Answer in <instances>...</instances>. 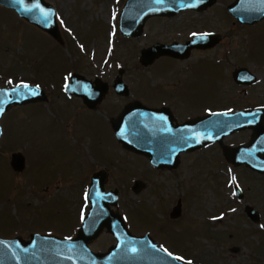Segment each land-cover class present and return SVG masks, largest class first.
Here are the masks:
<instances>
[{
	"label": "rangeland",
	"instance_id": "rangeland-1",
	"mask_svg": "<svg viewBox=\"0 0 264 264\" xmlns=\"http://www.w3.org/2000/svg\"><path fill=\"white\" fill-rule=\"evenodd\" d=\"M46 1L56 11L59 42L0 6V88L36 85L48 98L11 107L0 119V238L74 237L89 207L90 178L102 170L105 189L119 192L118 211L132 234H148L187 264H264V175L232 165L216 146L182 153L174 170H156L114 136L111 120L123 99L112 94L114 106L105 102L89 110L63 91L73 73L110 84L120 78L132 90L129 98L140 103L176 94L180 121L264 106V19L242 25L227 9L234 0H216L202 15L151 20L145 36L128 40L117 31L123 0ZM200 30L218 33L222 42L204 58L195 54L192 61L198 62L184 75L180 68L190 62L140 63L142 48ZM239 68L255 82L235 83L233 72ZM249 135H231L224 144L236 146ZM13 153L25 159L22 172L10 166ZM136 180L142 184L138 193L131 189ZM178 200L179 213L172 217ZM248 207L258 213L257 221L248 217ZM114 244L103 231L89 248L102 253Z\"/></svg>",
	"mask_w": 264,
	"mask_h": 264
},
{
	"label": "water",
	"instance_id": "water-1",
	"mask_svg": "<svg viewBox=\"0 0 264 264\" xmlns=\"http://www.w3.org/2000/svg\"><path fill=\"white\" fill-rule=\"evenodd\" d=\"M216 0H127L119 16L122 35L138 36L144 22L154 16H174L180 12L202 11ZM37 4L39 7H37ZM0 6L12 10L19 19L36 27L59 42L60 33L55 8L46 0H0ZM228 12L241 24H253L264 19V0H235ZM44 13H47L45 17ZM217 43L216 35L192 36L185 45L157 44L140 52V63L151 65L162 56L187 58L192 48H210ZM122 70L119 69V75ZM120 83V78H117ZM233 79L238 85H251L256 77L245 68L236 69ZM117 87V86H116ZM118 94H127L121 85ZM125 88V91H124ZM68 97H78L89 109L95 110L108 92L107 83L99 78L93 81L73 73L64 86ZM35 93V94H34ZM48 98L43 89L21 84L0 88V119L11 107L45 103ZM114 136L128 151L145 157L157 170H174L182 153L194 152L212 144L221 147L225 159L234 166H244L264 175V107L248 108L234 112H213L183 123L172 125V116L165 109L149 108L140 102L125 106L111 120ZM249 131V139L235 147L226 146L224 139L233 134ZM2 129L0 126V137ZM10 166L22 172L25 159L20 153L11 155ZM107 173H94L87 190L88 210L74 237L59 238L50 234L32 233L27 240L21 237L0 238V264H187L160 247L148 234H132L118 211L119 192L106 191ZM134 193L142 189L140 181L131 187ZM235 196L242 198V191L235 187ZM180 200L173 208L172 217L179 213ZM247 215L257 221L258 213L251 207ZM110 234L115 244L105 252L95 253L89 244L101 232ZM135 249V251H132Z\"/></svg>",
	"mask_w": 264,
	"mask_h": 264
},
{
	"label": "flooded vegetation",
	"instance_id": "flooded-vegetation-1",
	"mask_svg": "<svg viewBox=\"0 0 264 264\" xmlns=\"http://www.w3.org/2000/svg\"><path fill=\"white\" fill-rule=\"evenodd\" d=\"M127 0H123V3H122V6L124 7V5H125V2H126ZM216 3V2H215ZM213 6V5H212ZM211 6V7H212ZM211 7H209V8H211ZM209 8H207V9H205V11L204 10H202V11H191V10H187V11H183V12H180V13H178V14H176V15H174V16H154V17H150V18H148L145 22H144V24H143V26H142V30H141V33L138 35V36H129V37H126V36H124V35H122L121 33H120V31H119V17H118V20H117V31H118V33H120L121 35H122V37L123 38H125V39H128V40H139L140 38H142L143 36H145V29H146V26H147V23L149 22V21H151V20H154V19H167V20H172V19H175V18H177V17H179V16H182V15H185L186 13H193L194 15L195 14H197V15H202L203 13H206V11L209 9ZM121 14V13H120ZM230 16H231V14H229ZM120 16V15H119ZM233 19L237 22V23H239L234 17H233ZM241 24V23H240ZM242 25H246V24H242ZM202 34H214V35H216V39H217V43L213 46V47H210V48H192L191 50H190V52H189V56L187 57V58H176V57H172V56H162V57H160V58H165V59H169V60H171V61H173L176 65H182V64H187V63H189L190 65L186 68V67H184V68H180L181 70H180V73H182L181 75H184V72H187L189 69H190V67H191V65L193 64V63H196V62H198V60H199V58H204L205 56H204V54L206 53H208V52H210V50H213L215 47H217L221 42H222V36H220L218 33H216V32H214V31H207V30H200V31H194V32H191V33H189L188 35H187V37L186 38H180V39H173V40H162V41H156L155 43H153V44H151L150 46H148L147 48H150V47H152V46H154V45H157V44H161V45H172V44H178V45H185L186 43H188L189 41H191V39H192V36H195V35H202ZM147 48H142L141 49V51L142 50H144V49H147ZM140 51V52H141ZM195 54L196 55H199L200 57L199 58H197L196 60H193L192 61V58H193V56H195ZM140 58V57H139ZM159 59V58H158ZM157 60V59H156ZM139 61H140V59H139ZM96 78H98V77H95L94 79H96ZM94 79H88V80H91V81H93ZM117 78H115L114 80H113V82L110 84L109 82H106L107 83V86H108V92H107V94L105 95V97L103 98V100L101 101V103H99L98 105H97V107L98 106H101L102 104H104L105 102H108L109 103V97H110V95H115L116 97H118V98H121V99H123L124 100V103H123V105H122V109L120 110V112H119V114L122 112V110L125 108V106L126 105H128V104H131V103H133V102H136L137 100H135V98H129V95H131V91L132 90H130V87L122 80V79H120L121 80V82L120 83H118L117 82ZM166 83H169V81H166L165 82V84L164 83H162V85H166ZM121 85H124V86H126V91H127V94H118L117 92H116V90L118 89L119 91H121ZM161 85V86H162ZM117 86V87H116ZM175 87V84L174 83H172L171 84V87ZM170 86H168V88H171ZM174 89V88H173ZM124 91H125V88H124ZM78 99H80V98H78ZM81 100V99H80ZM81 102H82V100H81ZM142 103V102H141ZM83 104V103H82ZM109 104H111V105H113V103H109ZM142 104H144L145 106H147V107H149V108H154V109H165V115H167V114H169V115H171L172 116V125H176V124H180V123H182V122H184V121H186V120H188V119H186V120H184V121H180L179 119H178V116H179V111L181 110V103H180V101H179V99H178V97H177V95L176 94H171V95H169V96H167V98H165V99H162L161 100V102L159 101L158 103H153V104H146V103H142ZM84 105V104H83ZM180 105V106H179ZM85 106V105H84ZM109 106V105H108ZM114 106V105H113ZM86 107V106H85ZM97 107H96V109H97ZM87 108V107H86ZM88 109V108H87ZM214 112H217V111H214ZM211 146H216L217 148H219V149H221V147L219 146V145H217V144H213V145H211ZM228 146V145H227ZM230 146V145H229ZM235 146V145H234ZM234 146H232V147H234ZM237 146V145H236ZM222 151V150H221ZM223 154V153H222ZM223 158L225 159V157H224V155H223ZM226 160V159H225ZM227 161V160H226Z\"/></svg>",
	"mask_w": 264,
	"mask_h": 264
},
{
	"label": "snow or ice",
	"instance_id": "snow-or-ice-1",
	"mask_svg": "<svg viewBox=\"0 0 264 264\" xmlns=\"http://www.w3.org/2000/svg\"><path fill=\"white\" fill-rule=\"evenodd\" d=\"M23 0H17V3H22ZM157 2H162V0H157ZM37 7H39V5L37 4ZM45 17L47 16V13H44ZM35 94V93H34ZM0 111H2V109H0ZM132 251H135V249H132Z\"/></svg>",
	"mask_w": 264,
	"mask_h": 264
}]
</instances>
